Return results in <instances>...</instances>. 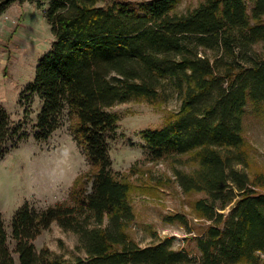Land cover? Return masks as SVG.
<instances>
[{
	"label": "trees",
	"instance_id": "16d2710c",
	"mask_svg": "<svg viewBox=\"0 0 264 264\" xmlns=\"http://www.w3.org/2000/svg\"><path fill=\"white\" fill-rule=\"evenodd\" d=\"M104 1L0 0V14L14 3L45 8L54 35L20 94L26 120L36 98L41 104L34 139L48 141L68 118L91 167L67 201L17 209L11 236L0 211V264H264V176L249 175L244 146L247 110L264 107V0H252L251 12L246 0H202L186 11L177 9L182 0ZM173 96L179 111L140 135L151 160L190 154L197 164L176 172L186 193L205 194L193 205L209 222L197 256L176 249L175 237L135 241L137 187L114 171L110 154L122 119L113 107ZM27 123L0 102V159L30 139ZM54 223L78 237L71 259L36 249Z\"/></svg>",
	"mask_w": 264,
	"mask_h": 264
},
{
	"label": "rangeland",
	"instance_id": "374dc122",
	"mask_svg": "<svg viewBox=\"0 0 264 264\" xmlns=\"http://www.w3.org/2000/svg\"><path fill=\"white\" fill-rule=\"evenodd\" d=\"M123 1L139 3L147 0ZM201 1L182 0L177 9L186 11ZM246 2L251 12L253 1ZM111 4L112 0L100 3L103 6ZM53 42L45 8L28 2L14 3L0 14V102L14 121H28L30 134L28 141L0 159V211L10 236L11 219L17 209L26 202L44 209L67 201L75 179L91 168L74 139L71 120L66 118L64 125L48 141L37 142L32 127L41 104L36 98L27 120L26 106H20L21 92L34 79L40 57ZM179 109L180 101L175 96L160 104L134 100L117 104L112 111L119 113L122 119L110 154L114 171L126 175L137 187L130 199L136 213L130 230L135 241L147 246L166 237H175L176 249H185L197 256L196 237L207 229L209 222L197 216L193 205L205 194L186 193L176 176L178 170L193 172L197 164L190 154L151 160L147 144L140 135L146 128H162L167 118ZM244 139L247 172L253 178L260 174L264 176V107L261 113L253 108L247 110ZM91 187L90 184L89 189ZM257 189L264 192L263 186ZM176 215L185 216L189 226L179 223ZM34 244L38 252L49 248L71 259L78 237L54 223L36 238ZM11 246H14L13 242Z\"/></svg>",
	"mask_w": 264,
	"mask_h": 264
}]
</instances>
